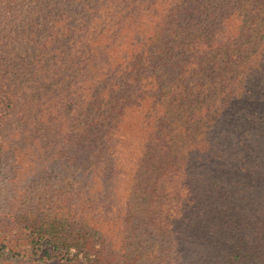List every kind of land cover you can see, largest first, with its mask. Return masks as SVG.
I'll list each match as a JSON object with an SVG mask.
<instances>
[{"label": "trees", "instance_id": "trees-1", "mask_svg": "<svg viewBox=\"0 0 264 264\" xmlns=\"http://www.w3.org/2000/svg\"><path fill=\"white\" fill-rule=\"evenodd\" d=\"M19 21L1 39H35L49 61L21 77L2 47L0 170L16 160L4 118L20 116L35 125L17 122L21 139L36 135L20 183L47 181L0 205V264H137L147 252L134 240L175 223L202 257L190 264H264V0H0V23ZM51 73L57 86L80 79L53 107L36 102L39 116L18 90ZM57 107L69 125L55 152ZM128 109L144 130L133 166L119 146L128 134L116 136ZM122 167L120 200L111 184Z\"/></svg>", "mask_w": 264, "mask_h": 264}, {"label": "rangeland", "instance_id": "rangeland-1", "mask_svg": "<svg viewBox=\"0 0 264 264\" xmlns=\"http://www.w3.org/2000/svg\"><path fill=\"white\" fill-rule=\"evenodd\" d=\"M21 21L14 24L13 27H5L4 23H0V61L1 59H4V54H3L4 49L2 47L5 46L7 49H10L12 51L11 54L8 55V57L10 58V60L8 59V62H12L13 65L15 64L17 73H20L21 77H25L27 68L34 59L38 58L36 59V61L39 64V68L41 69L40 60L43 66H47L49 58L46 57L45 54L42 55L41 53L36 55V53H38L40 50V45L38 42L35 41V39H33V41H29L28 39L24 40V38L21 37L17 40L16 45H11L10 43H8L6 39H1L2 37H4V33L8 31H10V34L13 31L17 32L18 30L16 28V25H21L23 27V24H20ZM23 30L24 29H22L21 31ZM54 65L55 62H53L52 64L51 69L53 70H55ZM30 66L34 67L33 65ZM10 68H12V66ZM30 69L32 70V68L28 69L29 72ZM61 73L62 75L60 76H63L65 72H61ZM69 75L70 76L66 78L65 83L58 86L56 85L57 83L53 82L52 80V73L39 79L38 80L39 83L35 82V84H32L30 79L25 78L26 83H28L27 81H29V83L27 84L29 86L25 88H19L18 91L19 93H27L26 94L27 98L31 99L32 102L29 108L30 112L36 111L38 112L39 116H43L44 112L41 111V107L39 105H34L36 102H50L53 107L54 106L53 103L55 104V102L58 101V96L62 95L63 92L68 93L70 90H72L73 87H71L70 81H73L74 84L77 79H80V75L79 73H77L76 77H75V73H70ZM56 78L59 77H55L54 79ZM53 109L55 110L53 111ZM66 109L67 111L70 110L67 107ZM52 111L51 112L53 113L54 122L51 125V130L49 131L51 143L53 144V147L51 149L54 150L56 146L54 151L57 152L59 150L61 151L62 145L64 143L62 141L63 138H65V132L67 131V125H69V123L64 118H61L60 114L57 113L58 107L52 108ZM127 112L125 118L122 121L119 120L118 122L117 127H119V131L116 132V136L128 134L127 136L128 140L127 141L122 140L119 146L122 147V149H124V153L132 156L131 157L132 162L129 165L133 166L135 159L138 156V153L141 151V148L139 147L138 143H139V139L141 141L140 137L143 135L144 130H143V126L141 125L142 119L140 117V113L129 109L127 110ZM85 117L86 116H84L82 118V121H80L79 124L76 125L77 128L76 135H77V139L79 140L85 138V134L87 133L86 130L87 119ZM18 118H20V116H16L14 118L12 116L9 117L6 116L4 118V120L5 119L7 120L4 123L5 124L4 128L6 127V133L8 135L6 141L9 142V144L7 145H12L13 148L10 153V156L12 160L14 159L16 160L13 163L12 167L7 166L4 169L0 170V205L1 204L5 205L6 201H8V199H11L12 195L18 192L17 190L20 189V186L21 185L24 186V183H20V182L24 180L23 177L27 174L26 172L28 170L27 167L25 166V162H23L25 159V153L27 152L26 148L27 146L30 147L31 139L34 136H36L32 131H30L25 134L26 136H28V138L26 137L25 139H21V136L18 134L19 132L16 130L17 122H19L20 119L19 120H15V119ZM27 121L28 122H25V118H23L19 122V125L22 123V127H30V128H33L35 126L32 122H30V119H27ZM143 125L146 128V124L144 122ZM2 134L3 133L0 131V138L3 136ZM102 134L105 137H108V134L104 131V129H102ZM21 144L24 145L25 147L24 151L20 150V147H23L21 146ZM36 144L37 145H35V148L37 149V151H40L39 149L41 147V141L40 143L39 141L36 142ZM73 146L76 150H79L82 146V143L77 142L74 143ZM121 159L123 158L121 157ZM118 168L120 169L121 167L119 166ZM57 171H60V175H62L63 170H58V169L52 170V172H50V181L48 182V185H52L54 182L59 183L61 181V179L57 177ZM121 172L125 173V177L130 175L129 173L130 170H127V168H123L120 171H118V173ZM122 175L123 173L120 175V177L118 176L116 180L113 181L111 184V186L114 188V192L116 191V194H118V199L120 200L124 199L127 192L125 190H127V187L130 183L127 177L125 179H122ZM53 176H55L56 178L53 179ZM34 179H38V177H35ZM46 181H47L46 176L43 175V177L38 179L34 184L28 186L29 188L24 186L26 188V192H30L32 188L38 184H41V187L46 186ZM95 182L97 184L98 181L95 180ZM95 221L96 220H91L90 223L94 225ZM176 222L179 223L178 221ZM103 225H104L103 229L108 230V233L111 234L112 233V230L110 229L111 224L109 222H104ZM186 236L187 233L184 232L183 228L181 229V227L176 223L172 228L170 227L165 229L162 235H160V237H158L156 240L153 239L154 238L153 235H151L150 233H146L145 239L138 238L134 240L136 242L140 240L141 242L139 241L138 243L139 246L142 245V251L147 252L146 254H144L145 258L139 259L137 261V264H190L191 261L193 260L201 259L202 257L197 253V251H195V249L191 248L189 250L188 247L189 245L186 246L184 244V238ZM154 247L156 248L153 250ZM189 259L191 261H189Z\"/></svg>", "mask_w": 264, "mask_h": 264}]
</instances>
